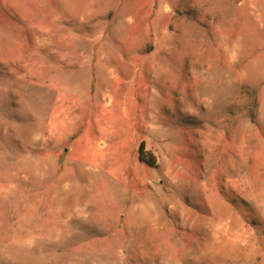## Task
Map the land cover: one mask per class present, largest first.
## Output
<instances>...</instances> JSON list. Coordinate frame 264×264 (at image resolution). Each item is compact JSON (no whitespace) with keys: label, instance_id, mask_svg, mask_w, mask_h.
Here are the masks:
<instances>
[{"label":"rangeland","instance_id":"rangeland-1","mask_svg":"<svg viewBox=\"0 0 264 264\" xmlns=\"http://www.w3.org/2000/svg\"><path fill=\"white\" fill-rule=\"evenodd\" d=\"M214 1L0 0V264H264V0Z\"/></svg>","mask_w":264,"mask_h":264},{"label":"crops","instance_id":"crops-1","mask_svg":"<svg viewBox=\"0 0 264 264\" xmlns=\"http://www.w3.org/2000/svg\"><path fill=\"white\" fill-rule=\"evenodd\" d=\"M101 2H102V0H99V2H98L97 4H99V3H101ZM214 2H215L214 5H215V6L217 7V9L220 10L221 12H224V13H228V12H229V6H228V2H227V0H215ZM205 3H206V2H205ZM218 10H217V11H218ZM91 11H92V9H91V7H89L86 16L83 17L85 21H88V20L91 19V17H92V13H91ZM185 17H186V16H185ZM186 18H187V17H186ZM52 35H53V37H54V36H59V35H65V36H66V39H65L64 41H67V42L69 41V39H68V34L66 33L65 29H64V28H60L59 25L54 26V33H53ZM71 41H73V44H74V46H75V47H73V50H74V48H75V49L78 48V50L82 51L83 53H84V52H87V51L90 50V49L95 48V46L92 45V43L89 42V41H86V43H85V40H83L82 43H81V41H77V42H76L75 40H72V39H71ZM53 43L55 44V46H60V44H59L58 42H56V41L54 40V38H53ZM67 47L69 48V45H68ZM126 47H130V49H131L132 51H136V50H133V49L131 48V46H129V45H127ZM107 48H109V47H107ZM136 52H137V51H136ZM138 52H139V51H138ZM46 98L49 99V97H47V96H46ZM44 99H45V98H44ZM47 99H45V100H47Z\"/></svg>","mask_w":264,"mask_h":264},{"label":"trees","instance_id":"trees-1","mask_svg":"<svg viewBox=\"0 0 264 264\" xmlns=\"http://www.w3.org/2000/svg\"><path fill=\"white\" fill-rule=\"evenodd\" d=\"M138 158L141 162L147 164L150 167H157V156L153 151L147 149L144 142H141L138 147Z\"/></svg>","mask_w":264,"mask_h":264},{"label":"bare ground","instance_id":"bare-ground-1","mask_svg":"<svg viewBox=\"0 0 264 264\" xmlns=\"http://www.w3.org/2000/svg\"><path fill=\"white\" fill-rule=\"evenodd\" d=\"M217 86H215V85H209L208 87H206L205 88V90L207 91V92H209L210 94H212V95H214V94H217V93H219L218 92V90H217ZM226 89H228V88H226ZM224 90V89H223ZM224 92V91H223ZM226 94V93H225ZM223 97V96H222ZM226 100V99H225Z\"/></svg>","mask_w":264,"mask_h":264}]
</instances>
